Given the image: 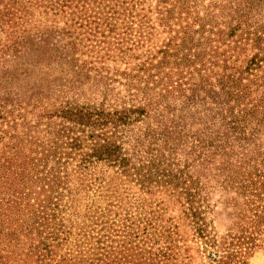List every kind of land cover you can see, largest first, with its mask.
<instances>
[{
	"label": "trees",
	"instance_id": "1",
	"mask_svg": "<svg viewBox=\"0 0 264 264\" xmlns=\"http://www.w3.org/2000/svg\"><path fill=\"white\" fill-rule=\"evenodd\" d=\"M67 1L0 11V264H120L98 240L59 253L97 172L178 207L207 264H244L264 246V0Z\"/></svg>",
	"mask_w": 264,
	"mask_h": 264
},
{
	"label": "rangeland",
	"instance_id": "2",
	"mask_svg": "<svg viewBox=\"0 0 264 264\" xmlns=\"http://www.w3.org/2000/svg\"><path fill=\"white\" fill-rule=\"evenodd\" d=\"M143 1V8L146 9L149 5L150 14L153 15L152 8L158 0H124V6L128 8L132 3ZM109 3V0H74L73 7L80 13L93 15L94 12L102 14L105 10V7L102 9V4ZM60 4L64 3L61 1ZM6 6L7 0H0V11ZM138 8L142 6H137V10ZM63 9L66 12L72 10L71 7ZM102 180V174L97 172L93 177L91 175L86 178V182L91 184L90 187L80 186L76 193L73 191V209L66 211L64 215L68 245L62 247L60 254L66 252L67 248L88 251L92 246H96L94 241L98 240L101 242L99 247H103L101 254L109 252L120 260V264H130L129 261L143 264V260L146 264H161L165 258L162 255L168 252L165 248L175 242L181 249L178 250L174 262L207 264L199 253L197 239H194L185 227L178 207L169 204L166 197L155 193L147 194L141 191L139 186L126 180L121 184L108 182L109 187H106L107 184ZM220 198L219 194L212 195V200L219 201ZM218 211L220 210L216 208L212 214L214 219L211 226L217 236H224L228 227L226 212L216 214ZM227 241L237 243L235 239ZM255 244L257 246L245 256L244 264H264V246L258 241ZM123 246L130 249L129 257ZM183 248L185 251H182ZM118 249L121 257L114 253ZM112 260L109 255H103L97 264H110Z\"/></svg>",
	"mask_w": 264,
	"mask_h": 264
}]
</instances>
